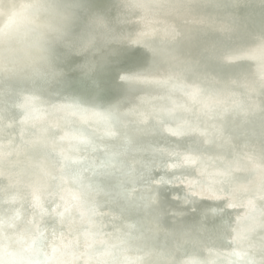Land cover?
<instances>
[{
    "label": "bare ground",
    "instance_id": "obj_1",
    "mask_svg": "<svg viewBox=\"0 0 264 264\" xmlns=\"http://www.w3.org/2000/svg\"><path fill=\"white\" fill-rule=\"evenodd\" d=\"M15 1L22 5V1L25 2L26 0ZM117 1L119 0L112 1L116 4L115 7L98 4L97 9L100 8L102 10L105 8L113 12V16H117L119 13ZM126 1L129 2L128 0ZM138 1H142L141 4L149 3V0ZM173 1L186 3L189 0ZM82 2L87 3V0H82ZM4 6L9 10L12 5L10 2L4 1ZM134 12H128L127 16H131ZM2 16L3 9L1 6L0 29L3 27ZM89 18H91V15H89ZM184 18L192 21L194 27H196L195 29L205 27L213 31L217 35V41L209 42L193 36L183 37L181 35V37L177 33V30L172 27L169 28L170 31H166V29L160 30V32L165 31L167 35L174 37L175 41L177 40L174 46L179 54L172 60L174 62L177 61V57L186 60L185 67L179 76L175 75V78H178L171 84L172 87H175V90L167 93L168 95L170 94L172 101L167 102L158 110L162 102L160 100V93H158L157 89L147 90L150 93V99L142 101L146 104H140L138 109L140 112L134 114L123 107L125 105L123 96L140 91V88L134 85L141 84L132 83L126 89H121L118 86L119 89L115 98L107 96L105 99L101 97L95 100L94 97L90 96L87 105L95 108L97 106L99 109L104 110L99 106L101 104L106 105L108 100H114L115 109L128 111L136 119L137 127L145 126L143 120L139 119L138 116H147L148 112L155 107V114L148 117L150 126L161 125L159 121L161 117L179 123L180 127L178 130L183 135L171 137L172 139L168 138L167 146H169L166 147L173 151V153H176L178 151L176 145L171 143V141L181 139L188 143L191 148L189 152L193 154L195 161L190 167L196 173H200L203 170L204 162L210 161L211 166L205 169L201 185L215 183L218 180L217 170H225L226 173L222 183H219L213 195L223 205H230V207L225 211L211 214L212 217L201 220L200 215L206 213L211 208L208 200L201 201L195 211L182 215L181 218L176 220L172 233H168L164 230V227L159 228L160 225L155 233L145 238L138 235L137 231L135 237L129 233L128 237L123 239L122 247L118 250L114 248L118 242L114 231L122 229L120 222L116 221L112 223V232L106 234L104 238L106 245L96 240L97 232L94 236L91 235L90 239H87L86 234H83L85 230L87 231L88 228H99L94 218L95 214L98 211L109 209L110 206L105 203L114 194L123 192L125 188H128L127 185L133 183L134 180L128 177L112 175L111 184L106 185L111 188L110 191L103 195H90L92 186L88 185V181H92L93 186H95L96 181L100 183L102 174L105 172L103 164L108 161L106 156L108 147L107 143L103 141L94 142L93 147L92 142L91 144L87 143L88 138H85L83 142H79L77 145V134L79 131L85 132L86 130L90 138L95 137V135L102 134L105 127L112 128L115 119L110 110L107 111L108 113L105 110L101 113L99 110L93 109L91 111V118H97L95 122V125H97L88 128L91 119L78 110L81 88L85 84L90 83V76H97V72L91 69V62L95 61L94 57L96 56L84 48L81 51L75 52L71 48L73 42L66 35L59 33L60 28L66 24L67 18L61 16L58 23H55L50 29L51 36H53L52 46H29L25 50L23 48L25 54H22V57L18 60L19 62L17 61V67L10 79L5 80L13 58L10 54H19L20 49L25 44V38L30 33L40 32L44 28L42 22L32 21L27 25H16L15 29L10 33L9 40L3 44L2 49L5 52L0 55V69H2L0 70V121L7 115L10 118L8 125L4 123L0 126V165L6 167L15 158V151L7 148L9 145L6 142L7 138L10 137L12 140H16L23 133V128H19L17 130L18 136H16L11 129V125L16 119V111L9 108L10 98V100L19 106L24 123H27L30 128L26 142L18 151L19 159L22 163L21 176L27 184L28 193L31 197L29 201L19 200L10 202L6 205V209H9L4 214H1L0 211V217L3 216L0 218L1 264H22L23 261L24 264H35V261H28L30 256L27 255H23V258L12 256V258L7 259L6 253H3L6 247L5 240L13 232L15 222L22 218L29 210L53 203H59L58 213L62 210L67 212H65V216L62 218L49 221L44 225L48 236H51L52 233L54 238L57 237V246L61 247L66 244L67 237L80 240V235H84L87 242H95V247L106 249L110 253L109 258H105V264H118L119 260L114 259L123 258H129L134 261L137 254L131 249V246L137 245L138 242L145 243L144 248H142V252L144 253L147 252L148 244L153 242L164 253H169L172 251V240L175 241L174 245L184 253H186L191 243L194 244L195 254L193 259L187 263L182 262L181 255H174L170 264H220L227 259V255L226 250L215 251L213 247L214 242H218L215 239L217 232L211 227L212 222L216 221V217L235 218L244 213L246 214L245 216L248 215L249 217L263 215L264 107L260 102L264 101V77L261 74V57L264 54L257 51L255 58L246 60H230L225 56V65L243 64L245 66L246 71L240 73L237 68L220 66L217 61L209 60L203 51L205 47L211 44L217 46L244 45L256 48L257 45L264 41V25H260V21L262 20H259L255 24H248L251 26V28L248 27L250 30L244 27H234L230 31L234 33L229 34V29L233 24L228 21L220 20L215 22L203 15H197V13L185 14ZM74 29L78 32L75 37L87 49L96 44L97 39L101 37V35L87 36L85 33L81 34L76 28ZM66 31H69V29ZM180 39L183 40L180 42ZM145 51L144 47L140 54L131 53L123 55L121 60L125 64L134 63L137 65L136 67L140 66L144 70V78L149 80H154L155 78L157 80L164 77L161 82L162 87L169 84L172 68L162 62L163 60L160 56L155 58V63L145 62L146 59H135L136 55L146 58ZM98 60L101 67L107 70V72L111 71L109 68L113 67L111 65L113 62L109 58ZM66 68L72 69V71L67 73ZM126 70L135 69L128 68ZM86 74H90V76L86 78ZM110 75L112 76L113 73L111 72ZM245 84H251L256 88L253 95L247 94L244 91L243 86ZM107 85L106 83V86L103 87L104 91ZM197 89H199L198 92L196 91ZM189 93L195 95L196 103L190 102L188 99ZM235 95H240L241 99L237 115H233L226 109L222 111L219 117H211L204 120L202 112L210 99L216 100L221 97L230 99L235 97ZM133 100L137 101L138 99ZM135 105L133 104V107ZM259 111L262 113V118L257 119ZM109 113H111V116L108 115ZM123 131L133 136V131L131 130H120L113 135L110 145L114 144L117 146L120 143ZM146 154L145 150L141 151L136 154L134 159H138ZM116 157L119 161H125L119 154ZM89 158H91L90 162L92 164L90 163V167L85 171V166L81 168L80 163L84 159ZM182 160L183 157L179 155L180 166ZM77 161H79V166ZM175 162H177L176 156L174 162L171 161L170 165ZM226 165H231L232 169L227 170ZM158 173L160 174L157 175L159 179L164 178L165 175L163 174L165 172ZM95 174H97L96 177ZM187 176V173L179 174V177H183V179ZM85 182L87 184L81 188V183ZM241 188H244V191L237 194ZM150 191L139 192L136 199L139 200ZM175 193V190L171 186H166L163 191L158 193L159 199H157L156 195V199L165 210H169L173 206ZM258 193L262 194L261 199L255 197ZM71 204L78 208V211L81 212L80 215L74 212V208H70ZM124 206L123 202L118 201L115 209L109 211L121 210L124 214L131 217V212L124 211ZM100 207L103 209L99 210ZM154 212L155 208L148 210L149 214H153ZM44 215L43 217H48ZM143 218L146 220L150 219L147 217ZM63 220L70 223L62 237L59 223ZM197 224H200V229L197 227ZM193 225L197 229L191 228ZM138 231L140 233L142 228H139ZM207 233L212 235L211 241L203 239L202 236ZM252 242L260 244L261 250L264 249V225L255 228L252 232L243 236L242 244L249 246ZM235 247L236 244L231 245V249ZM79 248L83 252L82 257L90 254L88 253L89 250H86L83 246L82 241H80ZM260 253L261 251L248 248L245 259L240 264H247L248 261L256 260L261 257ZM153 257L152 263L145 264H155L159 261L161 262L160 264H165V259L162 255H154ZM80 263L81 259L78 264Z\"/></svg>",
    "mask_w": 264,
    "mask_h": 264
},
{
    "label": "water",
    "instance_id": "obj_2",
    "mask_svg": "<svg viewBox=\"0 0 264 264\" xmlns=\"http://www.w3.org/2000/svg\"><path fill=\"white\" fill-rule=\"evenodd\" d=\"M2 1L3 3H1ZM4 1L11 3V9L7 10V8H5ZM112 1L87 0V3H84L82 0H26L25 2L22 1L23 4L20 5L15 0H0V7L2 6L3 9V27L0 29V55L5 52L2 49L3 44L9 40L10 33L15 29L16 25H27L32 21H39L44 24L43 30L40 32H32L25 38V44H23L24 46L20 49L22 52L19 51L20 53L17 55L10 54L13 58L11 60L12 63L10 62L11 64L9 65L8 74L5 77V80H8L15 71L19 62L18 60L22 57V54H25V49L29 46L37 45L44 47L52 46L53 36H51L50 29L55 23H58L62 16L67 18V21L66 24L60 28L59 33L61 35H66L67 38L73 42L71 48L75 52L81 51L84 48L89 51V53L96 56L89 55L95 58V61L93 60L91 62V69L97 72V76L91 77L90 74L85 75L86 78L90 76V83L85 84L81 88L78 110L91 119L88 128L97 125H95L97 118H91V111L93 109H97L101 113H103L104 110L106 112L110 110L115 119V123L112 128L105 127L102 134L95 135V137L93 136L91 138L86 133V130L85 132L79 131L77 134V145L79 142H83L85 138H88V144L92 142L93 147L94 142L97 141L107 143L108 150L106 156L108 161L103 164L104 171L109 172L110 176L115 175L131 178L134 182L128 184V188H125L123 192L114 194V196L105 203L110 206L109 209L98 211L95 214L94 218L99 228H88L83 234H86L87 239H90L91 235L94 236L97 232L96 240L106 245L104 238L106 234L112 232V223L116 221L120 222L122 229L114 231L118 241L114 248L118 250L122 247L121 244L123 239H126L129 233L135 237L138 232V235L145 238L155 233L159 225V228L164 227V230L168 233H172L175 228L176 220L181 218L182 215H187L195 211L201 201L208 200L211 204L210 210L200 215L201 220L212 217L211 214L213 213L225 211L230 205H223L215 198L213 192L219 183H222L226 171L218 169V180H216L215 183L201 185V179L205 169L211 166L209 160L204 162V166L202 164L203 170L200 173L192 171L190 166L193 163H185L184 159L179 168L170 167V162H174L175 155L173 151L167 148L169 146H167V142L168 138L172 139L174 137L172 132L179 129V123L161 117L159 118L161 125L150 126L148 117L155 114V107L148 112L147 116H138L139 119L143 120L145 126L137 127L136 119L128 111L124 109H115L114 100L107 99L108 103L106 105L101 104V106H99L104 109L101 110L97 106L96 108L88 106V98L90 96L94 97L95 100L101 97L105 99L107 96L115 98L117 90L119 89L118 73L128 68L142 69L140 66L136 67L137 65L134 63L125 64L122 62L121 57L131 53L140 54L145 47L146 58L136 55L135 59H146L145 62L155 63V58L160 56L163 60L162 62L172 68L170 72V85L167 84L162 87L161 82L164 77L157 80H155V78L154 80H149L143 77L139 81L133 82L141 84L134 85L139 87L140 91H137L135 94L128 93L123 96L125 99V105H123V107L137 114L140 112L138 110L140 104H146L142 101L150 99V93L147 90L157 89L162 98H160L162 102L160 101L161 105L158 108L159 110L167 102L172 101V99H170V94L168 95L167 93L175 90V87H172L171 84L178 78H175V75H180L186 63V60L180 57H177L178 60L175 62L172 60L179 54L174 46L177 40L175 41L174 37L167 35L165 31L160 32V30L166 29L167 31L172 27L177 30L180 36H193L209 42H216L217 35L213 31L205 27L195 29L196 27H194L193 22L184 18V15L197 13V15H203L215 22L224 20L235 25V27L249 29L251 26L248 24H255L259 20H262L260 21V25H264V5L261 4V0H189L186 3H178L173 0H149L147 4H141L142 1L138 0H128L129 2L126 0H119L117 1L119 11L117 16H113V12L105 8L102 10L100 8L97 9L98 4L115 7L116 4ZM226 5L235 6L226 7ZM130 11L135 12L131 16H127V13ZM89 15H91V18H89ZM74 28L81 34L85 33L87 36L101 35V37L97 39L96 44H93L87 49L75 37L78 32ZM68 29L69 31H66ZM228 33L232 34L234 32L229 31ZM182 40L183 39H180V42ZM149 46L152 50L146 48ZM101 58H109V60L113 62L111 64L113 67L109 68L111 71L107 72V70L99 65L98 59ZM71 71L72 69L66 68L67 73ZM111 72L113 73L112 76L110 75ZM106 83L108 85L104 91L103 87L106 86ZM243 88L247 94L250 93L251 95L256 91V88L251 84H245ZM133 99L138 100L134 101ZM188 99L190 102L196 103L194 94L189 93ZM127 101L130 102L127 103ZM240 101V95H235V97L230 99L224 97L216 100L210 99L202 112V117L204 120L211 117H219L222 111L226 109L233 115H237ZM260 103L264 107V101ZM133 104H136L135 107H133ZM9 108L16 111V119L11 125L13 133L18 136L17 130L19 128H23V133L18 136L16 140H12L10 137L6 140L9 144L7 148L15 151V158H13L11 163L6 167L0 165L1 214L8 211L9 208L6 209V205L10 202L19 200L29 201V199H31L27 184L21 176L22 163L19 159L18 151L26 142L30 128L27 123H24L19 106L16 105L14 101L10 100V98ZM260 118H262V113L259 111L257 119ZM0 122V126L4 123L8 125L10 122L9 116L3 117ZM120 130H131L133 131V136L123 131L120 143L117 146L114 144L110 145L111 138ZM144 150L147 152L145 156L134 159L137 153ZM117 154L123 157L125 161H119L116 157ZM185 155L190 156L194 160L192 153L180 152V156L183 158ZM90 161L91 158L84 159V161L80 163L81 168L85 166L84 170L86 171L92 164ZM77 164L79 166V161H77ZM226 169H232L231 165H226ZM158 172L168 173V175H165L163 178L166 181L165 184H160V179L157 176L153 179V175ZM181 173H187L188 176L183 179V177H179ZM96 176L97 174H95V177ZM91 182L92 181H88V185L92 186L90 191V195L92 196L103 195L111 190L110 187L98 183L97 181L95 182V186H93ZM86 184L87 182L81 183V188ZM166 186H171L176 192L173 198V206L169 210H165L156 199V195L163 191ZM147 190L151 191L139 200L136 199L139 192H146ZM243 191L244 188H241L237 194ZM255 197L261 199L262 194L258 193ZM118 201L125 204L124 211L131 212V217L124 214L121 210H115L114 212L109 211L115 209V205ZM70 208H74V212H77L78 215L81 214L75 205L71 204ZM151 208H155L153 214L148 213V210ZM100 209L103 208L100 207L99 210ZM58 211L59 203H53L44 207L32 208L22 218L18 219L13 225V232L8 235L5 240L6 247L3 253H6V258L10 259L12 256H20L23 258V255H27L30 256L28 261H35V264H78L80 259V264H105V258H109L110 253L106 251V249L95 247V242H87L84 235H80V240L67 237L66 244L61 247L57 246V237L54 238L52 233L51 236H48L44 225L49 221L62 218L65 216V212H67L62 210L58 213ZM262 211V216L249 217L248 215L245 216L246 214L244 213L235 218L216 217V221L212 222L211 227L217 232L215 239L218 240V242H214L213 247L215 251L226 250L227 255V259L220 264H240L245 259L246 250L248 248L261 251L260 244L252 242L249 246H246L242 244V239L245 234L264 225V209ZM43 214L48 217H43ZM143 217L150 219L146 220ZM100 222L102 223L100 224ZM69 223L70 222L64 220L59 223L62 237ZM197 227L200 229V224H197ZM197 227L193 225L191 228L197 229ZM139 228H142L140 233L138 231ZM202 237L204 240L206 239L208 241L212 239L210 233ZM80 241H82L86 250H89L88 253L92 255L88 254L82 257L83 252L79 248ZM174 242L173 240L171 241L172 251L169 253H164L154 242L148 244L147 252L144 253L142 252V248H144L145 243L138 242L137 245L131 246V249L137 254L134 261L129 258L114 260H119L118 264H145L152 263L154 255H162L165 259L164 263L170 264L173 260V256L179 254L182 256V262L187 263L191 261L195 254V245L191 243L186 253H184L174 245ZM232 244H236L234 249H231ZM126 247H128V245H126ZM260 260L261 257L253 260V262L259 264ZM160 263L159 261L155 264ZM22 264H24V261Z\"/></svg>",
    "mask_w": 264,
    "mask_h": 264
},
{
    "label": "snow or ice",
    "instance_id": "obj_3",
    "mask_svg": "<svg viewBox=\"0 0 264 264\" xmlns=\"http://www.w3.org/2000/svg\"><path fill=\"white\" fill-rule=\"evenodd\" d=\"M261 4L264 5V0H261ZM235 5H226V7H234ZM235 25H232V27L229 29V31L233 30ZM91 43V41H89ZM149 50H152L151 47H146ZM139 50V49H137ZM203 51L206 53L207 58L212 61H217L220 66H227V67H233L237 68L240 73H243L246 71L245 66L243 64L240 65H225L224 64V57L227 56L230 60H246V59H253L256 56V52L260 51L262 54H264V41H262L259 45H257L256 48L247 47L244 45H223V46H217L215 44H211L203 49ZM262 59V65H261V74L262 77H264V55L261 57ZM144 70L143 69H135V70H121L118 75V85L121 89H126L130 84L133 82L139 81L144 76ZM197 92L199 89L196 90ZM130 101H127L129 103ZM111 116V113L108 114ZM173 136H182L183 133L180 130H176L172 132ZM171 143H174L177 148V152L174 153V155L177 157V162L170 165L172 168H179V155L180 152H189L191 151V148L189 147V144L181 139H176L174 141H171ZM184 162L185 163H194L195 161L188 155L184 156ZM174 174V173H173ZM160 175L159 173H156L153 175V179H155V176ZM163 175H168V173H164ZM103 185H110L111 184V176L109 172H104L102 174V178L100 181ZM160 184H165L166 181L161 178L159 181ZM157 199H159V194H157ZM261 260L259 261V264H264V249L261 250ZM247 264H256V262L248 261Z\"/></svg>",
    "mask_w": 264,
    "mask_h": 264
},
{
    "label": "clouds",
    "instance_id": "obj_4",
    "mask_svg": "<svg viewBox=\"0 0 264 264\" xmlns=\"http://www.w3.org/2000/svg\"><path fill=\"white\" fill-rule=\"evenodd\" d=\"M0 70H2V69H0Z\"/></svg>",
    "mask_w": 264,
    "mask_h": 264
}]
</instances>
